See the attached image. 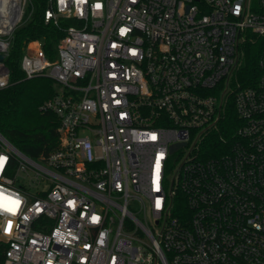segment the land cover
<instances>
[{"label": "built area", "instance_id": "obj_1", "mask_svg": "<svg viewBox=\"0 0 264 264\" xmlns=\"http://www.w3.org/2000/svg\"><path fill=\"white\" fill-rule=\"evenodd\" d=\"M47 5L72 24L56 59L32 40L22 68L55 84L40 109L59 145L34 159L0 131L5 264H264V0ZM33 9L0 0V90Z\"/></svg>", "mask_w": 264, "mask_h": 264}, {"label": "trees", "instance_id": "obj_2", "mask_svg": "<svg viewBox=\"0 0 264 264\" xmlns=\"http://www.w3.org/2000/svg\"><path fill=\"white\" fill-rule=\"evenodd\" d=\"M32 15L19 26L13 36L6 65L10 70V85L0 90V131L25 154L34 159L47 156L59 145L58 117L44 112L40 105L55 91L54 82L44 76L27 78L22 68V58L28 42L41 40L47 56L54 60L65 28L72 24L60 19L59 26L45 22L47 0H32ZM263 41L247 42L237 78L243 86H253L260 76L258 60ZM236 119L231 103L228 120ZM6 244L0 239V264H5Z\"/></svg>", "mask_w": 264, "mask_h": 264}, {"label": "water", "instance_id": "obj_3", "mask_svg": "<svg viewBox=\"0 0 264 264\" xmlns=\"http://www.w3.org/2000/svg\"><path fill=\"white\" fill-rule=\"evenodd\" d=\"M0 59L1 60L4 59V55L3 54L0 55Z\"/></svg>", "mask_w": 264, "mask_h": 264}]
</instances>
